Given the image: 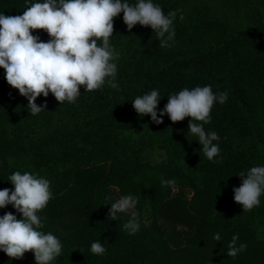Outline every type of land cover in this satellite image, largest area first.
Segmentation results:
<instances>
[{
    "label": "trees",
    "instance_id": "1",
    "mask_svg": "<svg viewBox=\"0 0 264 264\" xmlns=\"http://www.w3.org/2000/svg\"><path fill=\"white\" fill-rule=\"evenodd\" d=\"M153 3L165 14L179 10L174 40L161 47L150 26L129 32L123 13L114 17L118 89L107 81L92 92L81 86L75 103L62 104L50 92L36 100L47 108L32 115L0 67V190H14L8 178L16 171L51 182L54 198L38 213L40 230L62 243L51 264H264V194L258 207L243 211L233 191L241 172L264 166V0ZM28 6L0 0V14L23 15ZM32 34L51 39L45 30ZM205 85L228 92L205 125L221 137L218 162L188 134L191 117L174 123L164 115L156 124L133 107L137 96L157 89L159 117L170 94ZM162 179H175L176 191L162 187ZM129 194L139 198L134 235L124 228L130 213L109 216L111 203ZM9 212L22 218L11 204L0 208V217ZM237 234V246L247 249L232 258L228 244ZM96 241L107 249L103 255L91 252ZM0 264L36 261L31 251L19 259L0 251Z\"/></svg>",
    "mask_w": 264,
    "mask_h": 264
},
{
    "label": "clouds",
    "instance_id": "2",
    "mask_svg": "<svg viewBox=\"0 0 264 264\" xmlns=\"http://www.w3.org/2000/svg\"><path fill=\"white\" fill-rule=\"evenodd\" d=\"M29 5L23 15L0 14V67L6 71L7 83L19 90L28 100L32 115L47 108L38 106L36 100L51 92L61 104L75 103L81 96L80 87L86 92L100 90L105 85L118 89L115 82L118 72L114 61L119 53L110 44L114 32V17L123 13V21L130 32L137 24L151 27L161 47H170L174 40V21L177 11L165 14L153 0H44L43 3L26 0ZM183 19V16H180ZM33 30H45L51 39L42 42ZM100 42V43H98ZM159 90L137 96L133 107L140 116L150 115L156 124L168 115L172 122L191 117L188 125L190 135L197 137L202 153L213 162L220 156L221 137L215 131H206L211 123V112L216 103H227L228 92L214 93L211 85L184 88L168 96V103L157 115L160 103ZM215 142V143H214ZM240 187L233 189L234 200L242 205L243 211H251L260 205L264 194V166L251 167L241 172ZM14 190H0V208L9 204L22 213V218L11 212L0 217V251L8 257L23 258L26 252H34L36 264H51L62 253V243L52 233L45 234L41 217L38 215L52 200L51 182L38 175L16 171L8 178ZM162 187L176 191L175 179H162ZM138 197L124 195L111 203L109 216L116 220L118 214L130 213L124 228L130 235L139 231L138 213L134 211ZM221 241L219 233L214 234ZM239 236L233 235L228 244L227 255L235 258L247 249L246 243L237 246ZM95 255H103L107 249L99 241L90 248Z\"/></svg>",
    "mask_w": 264,
    "mask_h": 264
},
{
    "label": "rangeland",
    "instance_id": "3",
    "mask_svg": "<svg viewBox=\"0 0 264 264\" xmlns=\"http://www.w3.org/2000/svg\"><path fill=\"white\" fill-rule=\"evenodd\" d=\"M156 159H157V160H161V157L158 156V157H156ZM168 229H169V230H172V228H171L170 226H168Z\"/></svg>",
    "mask_w": 264,
    "mask_h": 264
}]
</instances>
